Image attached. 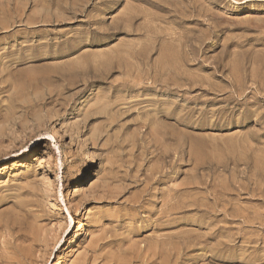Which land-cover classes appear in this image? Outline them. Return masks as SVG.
<instances>
[{"label":"rangeland","instance_id":"1","mask_svg":"<svg viewBox=\"0 0 264 264\" xmlns=\"http://www.w3.org/2000/svg\"><path fill=\"white\" fill-rule=\"evenodd\" d=\"M0 192L1 264H264V0H0Z\"/></svg>","mask_w":264,"mask_h":264},{"label":"bare ground","instance_id":"2","mask_svg":"<svg viewBox=\"0 0 264 264\" xmlns=\"http://www.w3.org/2000/svg\"><path fill=\"white\" fill-rule=\"evenodd\" d=\"M44 2H45V1H44ZM49 2H50V1H49ZM32 3H33V2H32ZM45 3H46V2H45ZM46 4H47V3H46ZM48 4H49V3H48ZM49 5H50V4H49ZM48 7H49V6H48ZM48 7H47V8H48ZM45 9H46V8H45ZM49 9H50V8H49ZM50 10H51V9H50ZM47 11H48V10H47ZM242 11H243V10H242ZM13 21H14V20H13ZM63 128H64V127H63ZM63 131L65 132L66 130H63ZM65 136H66V135H65ZM63 138H64V136H63ZM67 140H68V139H67ZM66 142H67V141H66ZM70 142H71V141H70ZM67 143H68V142H67ZM71 143H72V142H71ZM70 145H71V144H70ZM22 156H23V155H22ZM25 156H26V155H25ZM28 158H29V157H28ZM3 169H4V168H3ZM3 169H2V170H3ZM87 173H88V172H87ZM85 176L87 177V174H85ZM13 190H14V189H13ZM75 192H76V191H75ZM0 193H1V192H0ZM10 194H11V193H10ZM13 195H15V194H13ZM3 196H4V195H3ZM5 196H7V195H5ZM15 196H16V195H15ZM7 197H8V196H7ZM11 197H12V196H11ZM14 198L16 199V197H13V199H14ZM2 201H3V200H2ZM14 201H15V200H14ZM7 202H8V201H7ZM12 202H13V201H12ZM17 204H19V203H17ZM22 204H23V203H21V205H22ZM1 206H2V205H1ZM21 207H22V206H21ZM9 208H12V207L9 206L8 209H9ZM25 208L27 209V207H24V210H25ZM0 209H1V208H0ZM6 209H7V208H6ZM10 210H11V209H10ZM10 210H8V211H10ZM13 210H14V209H13ZM27 210H28V209H27ZM67 210H68V209H67ZM6 211H7V210H6ZM8 211H7V212H8ZM21 211H22V210H21ZM28 211H29V210H28ZM17 212H18V211H17ZM29 212H30V211H29ZM32 212H33V211H31L30 214H32ZM15 214H16V213H15ZM23 214H24V213H22V215H23ZM25 214H26V212H25ZM32 215H33V217H34V214H32ZM16 216H17V215H16ZM39 216H40V215H39ZM39 216H37V217L39 218ZM42 216H44V215H42ZM47 216H48V215H47ZM0 217H1V216H0ZM23 217H24V216H23ZM30 217H31V215H30ZM35 217H36V215H35ZM35 217H34V218H35ZM37 217H36L35 219H37ZM26 218H27V217H26ZM4 219H6V218H4ZM18 219L20 220V218H18ZM49 219H51V218H49ZM0 220H1V219H0ZM23 220H26V219L23 218ZM32 220H33V219H32ZM37 220H38V219H37ZM39 220H40V219H39ZM42 220H43V219H42ZM45 220H46V219H45ZM3 221H4V220H3ZM26 221H27V220H26ZM0 222H2V220H1ZM10 222H11V221H10ZM21 222H22V221H21ZM33 222H34V221H32V223H28V224H30V225H31V224L33 225V224H34V227H35V223H33ZM45 222H46V221H45ZM45 222H44V223H45ZM44 223H43V224H42V223L40 224V221H39V225H40V226H41V225L43 226ZM0 224L2 225V223H0ZM26 224H27V223H26ZM28 224H27V226H29ZM46 224H47V223H46ZM5 225H6V224H5ZM7 225H8V224H7ZM19 225H20V224H19ZM32 225H31V226H32ZM36 225L39 226V225L37 224V222H36ZM47 225H48V224H47ZM17 226H18V225H17ZM31 226H29V227H27V228L29 229V228H31ZM45 226H46V225H45ZM45 226H44V228H45ZM48 226H50V225H48ZM15 227H16V223H14L10 228H11V229H14ZM18 227H19V226H18ZM24 227H25V226H24ZM7 228H8V227H7ZM10 228H9V229H10ZM20 228H22V227H20ZM27 228H26V229H27ZM79 228H80V227H79ZM79 228H78V229H79ZM31 229H33V228H31ZM34 229H35V228H34ZM39 229H40V227H39ZM39 229L37 230V228H36V230H37L38 232L33 233V235L31 236V239H32V241H33L34 243H33V242H32V244L27 243V244H29V247H30V248H28V249H30V251L28 250V251H26V252H22L23 255H22V256L20 255V256H21L20 259H22L23 256H24V258L26 259V260L24 259L25 261H27L28 259L30 260L31 258H33V257H32V256L34 255L33 253H34L35 249H37V248L35 247V244L38 243V245H39L42 241H43V244H44V241H46V240L44 239V237H46L47 235H46L44 232L42 233V231H43L44 229H42V227H41V231H39ZM48 229H49V227H48ZM48 229L45 228V230H46L47 233H48V231H47ZM3 230H4V229H3ZM7 230H8V229H7ZM23 230H24V229H23ZM23 230H21V231H23ZM29 230H30V229H29ZM36 230H35V231H36ZM80 230H81V229H80ZM5 231H6V230H5ZM9 231L11 232V230H9ZM9 231H8V232H9ZM26 231H27V230H26ZM30 231H31V230H30ZM50 231L52 232V229H50ZM0 232H1V231H0ZM12 232H13V231H12ZM12 232H11V233H12ZM16 232H17V230H16ZM28 232H29V231H28ZM32 232H34V231H32ZM32 232H31V233H32ZM1 233L3 234V232H1ZM1 233H0V234H1ZM11 233H10V234H11ZM31 233H30V234H31ZM53 233H54V232H53ZM75 233H76V232H75ZM20 234H21V233H20ZM20 234H19L18 237H20ZM26 234H27V233H26ZM26 234H24V235H26ZM30 234H28V237H30V236H29ZM3 235H5V234H3ZM48 235H49V234H48ZM50 235H51V234H50ZM53 236H55V235L53 234ZM56 236H58V235H56ZM75 236H76V235H74V237L71 238V240H70V244H73V243L75 242ZM21 237H22V236H21ZM23 237H24V236H23ZM26 237H27V236H26ZM49 237H50V236H48V239H49ZM8 238H9V237H8ZM51 238H53V237L51 236ZM10 239H13V237L10 238ZM15 239H18V238L16 237ZM25 239H26V238H25ZM27 239H28V238H27ZM31 239H30V240H31ZM53 239H55V238H53ZM0 240H1V239H0ZM7 240H8V239H6L5 241L3 240V241H4L3 244H6V243H7ZM19 240H20V238H19ZM23 240H24V238H23ZM23 240H22V241H23ZM9 241H10V240H8V242H9ZM13 241H15V240H13ZM25 241H26V240H25ZM25 241H23V242L25 243ZM49 241L52 242V239H50ZM5 242H6V243H5ZM15 242H16V241H15ZM58 242H59V241H58ZM16 243H17V242H16ZM16 243H15V244H16ZM24 243H23V244H24ZM47 243H48V242H47ZM54 243H55V241H54ZM54 243H53V244H54ZM1 244H2V243H1ZM3 244H2V245H3ZM49 244H50V243H48L47 246H48ZM51 244H52V243H51ZM53 244H52L51 246H53ZM10 245L13 246L14 244H12L11 242L7 243V244H6L7 247H6V251H5V252H7V251H8L9 253L12 252L13 249L11 250ZM44 245H45V244H44ZM3 246H4V245H3ZM15 246H16V245H15ZM23 246H24V245H23ZM25 246L27 247V245H25ZM25 246H24V247H25ZM39 246H40V245H39ZM39 246H38V249H40ZM42 246H43V245H42ZM47 246L45 245V247H47ZM54 246H55V245H54ZM0 247H1V245H0ZM17 247H18V246H17ZM55 247H56V246H55ZM4 248H5V247H4ZM13 248H15V247H13ZM15 249H16V248H15ZM15 249H14V250H15ZM49 249H50V248H49ZM0 250H1V249H0ZM26 250H27V249H26ZM41 250H42V248H41ZM50 250H51V249H50ZM15 251H17V249H16ZM38 251H39V250L36 251L37 254L39 253ZM18 252H19V251H18ZM18 252H17V253H18ZM41 252H42V251H41ZM0 253H1V252H0ZM3 253H4V252H3ZM13 254H15V253H13ZM19 254H20V253H19ZM19 254H18V256H16V257H19ZM37 254L35 253V255L38 257ZM45 254H46V253H45ZM48 254H49V252H48ZM51 254H52V253H51ZM77 254H78V249L76 248V245H73L72 248L70 249V251L64 253L63 256H61V255H60V257L58 256L59 258H58V259L56 260V262H54V263H55V264H65V262H67L66 260H70L71 258H72V259H73V258L75 259V257H76ZM6 255H7V254H6ZM43 255H44V254H43ZM36 256H35V257H36ZM94 256H96V255H94ZM7 257H8V255H7ZM77 257H78V256H77ZM89 257H91V256H89ZM0 258H1V256H0ZM40 258H43V257H40ZM92 258H93V256H92ZM94 258H95V257H94ZM8 259H9V258H7V260H8ZM10 259H12V257H10ZM10 259H9V260H10ZM13 259H14V257H13ZM38 259H39V258H38ZM90 259H91V258H90ZM125 259H126V258H125ZM125 259H124V260H125ZM1 260H3V259H1ZM1 260H0V261H1ZM4 260H5V259H4ZM17 260H18V259H17ZM24 260L22 259V261H24ZM32 260H33V259H32ZM44 260H45V259H44ZM88 260H89V259H87L86 261H88ZM96 260H97V259H96ZM19 261H21V260H19ZM42 261H43V259H42ZM126 261L129 262L128 260H126ZM15 262H16V261H15ZM2 263H5V264H6V262H2ZM10 263H11V262H10ZM19 263H20V262H19ZM19 263H18V264H19ZM38 263H39V262H38ZM90 263H91V262H90ZM0 264H1V263H0ZM15 264H17V263H15ZM20 264H21V263H20ZM26 264H27V263H26ZM32 264H34V263H32ZM126 264H127V263H126Z\"/></svg>","mask_w":264,"mask_h":264},{"label":"crops","instance_id":"3","mask_svg":"<svg viewBox=\"0 0 264 264\" xmlns=\"http://www.w3.org/2000/svg\"><path fill=\"white\" fill-rule=\"evenodd\" d=\"M233 200H237V199H235V197H234Z\"/></svg>","mask_w":264,"mask_h":264}]
</instances>
